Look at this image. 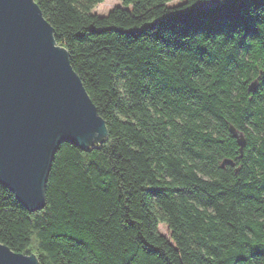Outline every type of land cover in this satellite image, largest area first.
Segmentation results:
<instances>
[{"label":"trees","instance_id":"1","mask_svg":"<svg viewBox=\"0 0 264 264\" xmlns=\"http://www.w3.org/2000/svg\"><path fill=\"white\" fill-rule=\"evenodd\" d=\"M35 1L107 136L59 144L42 208L0 182V242L40 264H264V0Z\"/></svg>","mask_w":264,"mask_h":264},{"label":"water","instance_id":"2","mask_svg":"<svg viewBox=\"0 0 264 264\" xmlns=\"http://www.w3.org/2000/svg\"><path fill=\"white\" fill-rule=\"evenodd\" d=\"M229 129L242 149L243 134ZM106 136L104 118L38 3L0 0V182L29 210L42 208L59 144L87 150ZM0 264L40 263L0 242Z\"/></svg>","mask_w":264,"mask_h":264},{"label":"rangeland","instance_id":"3","mask_svg":"<svg viewBox=\"0 0 264 264\" xmlns=\"http://www.w3.org/2000/svg\"><path fill=\"white\" fill-rule=\"evenodd\" d=\"M181 1L182 0H172L168 4L173 5ZM116 5H122V1L121 0H104L103 2L95 4L92 8V11L103 15V14H107L109 10ZM158 230L161 233L168 235V228L164 223H160L158 225Z\"/></svg>","mask_w":264,"mask_h":264}]
</instances>
